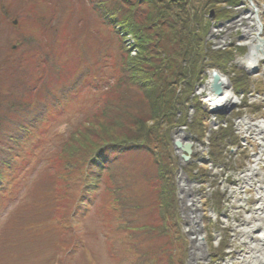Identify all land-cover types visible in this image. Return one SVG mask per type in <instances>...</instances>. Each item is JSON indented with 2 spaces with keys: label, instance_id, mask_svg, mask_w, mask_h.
Returning a JSON list of instances; mask_svg holds the SVG:
<instances>
[{
  "label": "rangeland",
  "instance_id": "1",
  "mask_svg": "<svg viewBox=\"0 0 264 264\" xmlns=\"http://www.w3.org/2000/svg\"><path fill=\"white\" fill-rule=\"evenodd\" d=\"M167 1L172 12L177 14L181 3ZM183 1L189 2V7L185 6V9L190 16L198 15L195 20L197 25L192 26V29L201 36V47L212 56L228 54L225 68L208 64L210 60L204 59L208 66L202 72L201 85L209 77V69L223 73L226 79L230 77L229 80L235 74L237 79L242 74H248L246 92L250 89L251 95L245 93L242 102L238 100L237 105L230 110L217 111L216 114L205 111L202 134L197 139L196 130L192 132L185 125L175 130L174 141L193 143L189 159L182 158L175 147L180 163L174 170V180L168 178L169 188L174 189L172 207L179 215V227L172 231L171 237L163 239L162 236L161 240H155L156 235L159 236L167 227L165 223L157 228L153 226L159 223L155 222L159 220L155 211L149 207L142 211L134 208L123 210L121 206L110 210L112 200L108 193L100 189L92 195L89 203L85 201L87 206H81L82 212L77 214L76 199L80 190L75 187L70 189L68 193L75 200L64 205L67 210L64 218L69 214L65 220L58 217L53 202L47 206L48 209L31 208L28 214L23 196L29 194V178L32 180L38 172L40 174V168L23 180L13 173L12 176L21 181L12 184L9 190V196L15 197L8 199L0 195V264H244L243 260L247 259L248 254L245 244L239 239V228L242 218L249 212L254 190L251 186L253 182L242 184L239 178L259 150L260 142L253 135L244 136L241 122L238 121L243 116L252 121L264 119V62L258 64L259 74L250 75L245 62L247 48L240 43L243 36L241 28L246 24L244 15L249 13L252 1L241 0L234 6L223 2L217 4L220 8L207 7L204 5L207 0ZM105 2L113 3L115 0H0V106L13 102L19 104L22 95L31 97H23L28 101L27 104L34 100L38 105H43L46 101L61 99L60 95L66 88L73 83L80 85L84 77H96L98 82V70L105 62L104 59L99 67L98 56L103 57L118 49L115 37L117 31L101 22L100 14L105 9ZM253 2L259 8L264 23V0ZM191 8L194 11H189ZM215 9L222 10V13L219 14ZM124 37L127 45L133 49L134 36L126 34ZM130 53L132 58H137L136 49ZM35 54L38 58L36 62L48 64L50 81L41 80L45 93L42 96L33 89L32 92L26 90L15 97L11 92L14 87L9 83L13 75L11 71L15 70L16 65H22L21 72L26 76L17 82L21 87L34 81L37 75L34 60L30 61L27 56ZM113 58L106 57V60L111 61ZM9 65L12 66L9 68ZM198 84L193 94L196 92L202 100L203 87H198ZM232 87L235 88V85ZM236 94L240 97L242 93ZM98 98L97 90L80 93L78 97L69 94L67 99L73 101L68 105V117L70 115L77 126H82L87 117L99 108ZM194 115L195 111L189 106L188 116L193 119ZM189 117L188 121H191ZM61 119L67 122L70 118L65 114ZM110 123L109 119L101 118L98 129L107 130L109 127L106 124ZM65 125L62 123L48 129L46 137L31 140L29 146L34 150L32 153L49 143L55 133L68 131L66 128L69 124ZM204 125L208 127L205 130ZM83 126L88 127L89 124ZM212 129L219 130L211 136L209 131ZM224 129L235 137H227L218 155L217 147H213V137ZM51 149L50 144L43 148L46 159ZM42 160L40 158L39 161ZM135 161L141 170L143 164L147 166V176L155 169L150 167L151 159L145 152H138ZM261 169L264 174V166ZM164 176L167 179L166 174ZM22 182L27 183L24 185ZM166 183L165 179L162 180L163 187ZM134 184V192L153 196L142 182ZM19 185L22 186L19 188ZM47 186H51L47 181L40 184L37 193L45 192ZM45 196L51 198L50 195ZM15 209L18 212L14 213ZM33 210L37 211V216L36 212L32 213ZM11 214L16 216L11 219ZM117 221L123 222V225ZM151 222L155 223L152 225ZM129 226L133 229L135 242L145 243L140 244L139 251L132 250L130 238L126 239L128 233L124 230ZM150 233L154 237L153 241L140 239Z\"/></svg>",
  "mask_w": 264,
  "mask_h": 264
},
{
  "label": "trees",
  "instance_id": "2",
  "mask_svg": "<svg viewBox=\"0 0 264 264\" xmlns=\"http://www.w3.org/2000/svg\"><path fill=\"white\" fill-rule=\"evenodd\" d=\"M239 1L241 0H207L204 5L220 8L217 4L224 2L234 6ZM169 4L167 0L105 2V9L100 14L101 22L117 31L115 37L118 49L103 57L98 56L99 67L105 59L103 67L98 70V82L96 77H84L80 85L73 83L63 89L61 99L46 101L43 105H38L34 100L27 104L28 101L23 97L29 95H22L19 104L13 102L0 106V195L8 199L15 197L9 196V190L12 184L20 180L15 179L13 173L23 180L40 168V174L38 172L32 180L29 178V194L23 196L28 214L31 208L48 209L47 206L53 202L58 217L65 220L69 214L64 218L67 211L64 205L75 200L68 193L70 189L75 187L80 190L77 203L75 202L78 213L82 212L81 206H87L85 201L89 203L92 195L100 189L108 193L112 200L110 210L119 206L123 210L134 208L142 211L145 207L151 208L157 213V218L159 216V220L155 221L159 223L151 224L155 228L162 223L167 224L161 234L156 235L155 240H161L162 236L163 239L171 237L172 231L180 223L179 215L172 207L174 189L169 188L168 182V178L174 180V170H177L180 163V158L175 153L173 135L178 127L187 125L192 132L196 130L197 136H201L205 110L201 101L193 97V92L208 64L225 68L228 54L212 56L201 47V36L192 29V26L197 25L195 20L198 15H193V19L185 9V6L189 7V2L181 3L177 14L172 12ZM204 5L201 6L204 8ZM215 10L222 13V10ZM189 11L194 10L191 8ZM126 34L134 36L133 49L127 45L124 37ZM134 49L137 58H132L130 53ZM27 57L30 61L34 60L36 79L22 87L17 85L18 80L26 74L21 72L22 65H16L9 80L14 88L17 87L12 89V95L17 97L26 90L32 92L36 89L43 96L45 91H42L41 80L50 81L48 64L36 62L37 54ZM106 57L114 58L107 61ZM204 59H209L211 63L207 64ZM10 66L12 65L9 68ZM240 78L237 89L243 88L247 82L245 74ZM95 90L99 96V108L84 121L83 125L89 124L88 127L77 126L71 116L68 117V105L73 99L67 97L69 94L78 97L80 93ZM191 105L195 109V115L189 122L188 110ZM65 114L70 118L67 122L61 119ZM101 118L109 119L113 125L106 124L109 127L107 130H99L98 122ZM62 123H66L65 126L69 124L66 128L68 131L55 133L49 143L32 153L34 150L30 149L29 142L46 137L48 129ZM227 137L233 139L235 135L227 134L225 129L214 135L213 147H217L218 155ZM48 144L52 149L46 159L43 148ZM138 152H145L151 159L150 167L155 168L148 176L145 173L147 166L143 164L142 170L136 166ZM40 158H43L42 162L39 161ZM165 174L167 179L164 178ZM164 179L167 182L165 187L162 186ZM46 181L51 184L50 187L47 186L48 193L45 194V191L38 194L37 187ZM133 181L142 182L153 196L134 192ZM20 186L22 185L19 188ZM45 195H50L51 198ZM13 212L18 211L15 209ZM32 213L35 216L38 214L34 210ZM13 216L16 215L11 214L10 218ZM117 223L123 225L121 221ZM132 230L131 226L124 230L128 233L126 239L130 238L132 250L139 251L140 244L145 243L135 242ZM140 239L151 242L154 237L150 233ZM143 255L145 256V252Z\"/></svg>",
  "mask_w": 264,
  "mask_h": 264
},
{
  "label": "bare ground",
  "instance_id": "3",
  "mask_svg": "<svg viewBox=\"0 0 264 264\" xmlns=\"http://www.w3.org/2000/svg\"><path fill=\"white\" fill-rule=\"evenodd\" d=\"M251 1L253 4V0ZM244 19L246 24L241 28L243 36L240 43L248 48L245 62L249 68H252L257 66L264 56V45L261 44L264 23L260 18L259 8L256 4L251 6L249 13L244 15ZM212 78L208 87L206 86L208 91L205 101L209 110H223L229 103L238 102L235 94L229 87H226L227 82L224 79H218V87L215 89L214 83L216 82ZM242 123L245 128L252 130L261 146L251 162L248 163L246 171L242 172L239 178L242 180H240L242 184L253 182L251 186L254 190L249 212L244 215L241 221L239 239L247 249L248 255L247 259L243 260L244 264H264V174L261 169L264 166V120L251 121L246 118L242 120ZM177 151L180 152L179 149Z\"/></svg>",
  "mask_w": 264,
  "mask_h": 264
},
{
  "label": "water",
  "instance_id": "4",
  "mask_svg": "<svg viewBox=\"0 0 264 264\" xmlns=\"http://www.w3.org/2000/svg\"><path fill=\"white\" fill-rule=\"evenodd\" d=\"M173 1H175V0H173ZM215 77L217 78L218 76L215 75ZM217 87H218V86H215V89H216ZM175 145H176L177 148H182V143H181L179 140H177V141L175 142ZM183 150L185 151L183 157H184L185 159H188V158H189V155H190L191 152H192V148H191L190 143L186 144V145L183 147Z\"/></svg>",
  "mask_w": 264,
  "mask_h": 264
}]
</instances>
